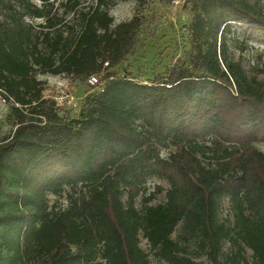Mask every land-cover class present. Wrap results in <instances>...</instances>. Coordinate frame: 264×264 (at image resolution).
I'll return each instance as SVG.
<instances>
[{"label": "trees", "instance_id": "1", "mask_svg": "<svg viewBox=\"0 0 264 264\" xmlns=\"http://www.w3.org/2000/svg\"><path fill=\"white\" fill-rule=\"evenodd\" d=\"M80 4L59 15L0 0L14 126L0 139V264H264V65L248 74L230 51L264 43V0L192 1L193 56L150 82L114 72L134 55L138 17L113 26L109 0ZM38 75L101 85L68 120ZM150 178L168 189L146 194Z\"/></svg>", "mask_w": 264, "mask_h": 264}, {"label": "rangeland", "instance_id": "2", "mask_svg": "<svg viewBox=\"0 0 264 264\" xmlns=\"http://www.w3.org/2000/svg\"><path fill=\"white\" fill-rule=\"evenodd\" d=\"M36 6L52 7L58 10L59 15H63L65 8L62 6L66 0H29ZM95 0H80L78 10H83L94 3ZM173 0H109V15L113 18V26L132 17H138L140 27L137 36L134 55L128 57L114 72L118 75L130 74L136 80L150 82L162 75L166 69L175 64L187 62L193 56L192 43L188 33V26L192 21L193 12L191 10L192 1L180 0L178 5L172 3ZM44 4V5H43ZM72 15H66V20ZM0 20H4L0 17ZM27 22L31 21L29 19ZM34 23H41V20H32ZM239 42L243 39L240 28L234 26ZM245 49L240 51L231 48V54L235 59H239L242 67L248 74H256L264 65V43L258 38H249L244 41ZM101 78V75L97 76ZM37 79L43 82V95L46 99L65 97L70 95L73 101L61 111L65 112L68 120L77 118L82 106L83 99L96 89H91L85 81H75L64 76L38 75ZM101 80V79H100ZM100 87V86H99ZM97 87V88H99ZM9 105L0 101V139L12 133L14 126L8 117ZM256 148L264 151V144L256 145ZM161 156L167 157V151L161 150ZM156 186H161L165 192L168 184L164 180L150 178L145 184V193L153 192ZM164 192L156 196L153 203L161 202L164 199ZM49 204L64 206V199H54L49 196ZM141 196L136 199V206L139 208ZM221 219L232 220L231 211L227 200L222 203L220 211ZM176 233L172 235V238ZM140 247L148 252L146 241L140 237ZM247 259H251V252L246 250ZM150 264H164L158 262L152 256L149 257Z\"/></svg>", "mask_w": 264, "mask_h": 264}, {"label": "built area", "instance_id": "3", "mask_svg": "<svg viewBox=\"0 0 264 264\" xmlns=\"http://www.w3.org/2000/svg\"><path fill=\"white\" fill-rule=\"evenodd\" d=\"M180 0H173L172 3L175 5H178ZM86 84L89 88L95 89L101 85L100 78L97 77V75H92L87 78ZM43 97L46 99V97L43 95ZM52 101L55 102L56 106L60 109L67 107L72 101L73 97L70 95H66L63 97H56V98H50ZM1 103H6V100L0 96Z\"/></svg>", "mask_w": 264, "mask_h": 264}]
</instances>
